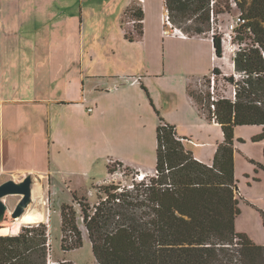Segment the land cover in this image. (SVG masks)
Masks as SVG:
<instances>
[{
  "label": "crops",
  "instance_id": "crops-1",
  "mask_svg": "<svg viewBox=\"0 0 264 264\" xmlns=\"http://www.w3.org/2000/svg\"><path fill=\"white\" fill-rule=\"evenodd\" d=\"M89 1L0 0V176H70L82 188L110 159L154 171L160 117L212 165L224 132L189 93L225 70L211 35L165 27V0L158 17L154 0ZM133 6L143 35L126 23Z\"/></svg>",
  "mask_w": 264,
  "mask_h": 264
},
{
  "label": "trees",
  "instance_id": "trees-1",
  "mask_svg": "<svg viewBox=\"0 0 264 264\" xmlns=\"http://www.w3.org/2000/svg\"><path fill=\"white\" fill-rule=\"evenodd\" d=\"M211 1L165 0L171 21L189 36L205 35L211 30ZM225 4L222 7L217 2L216 11L230 12L229 0ZM238 4L247 24L237 29V38L250 42L234 58L236 70L245 75L237 81L236 98L219 97L216 87L214 92L211 90V76L221 74L218 67L213 74L202 77L209 88L205 96H195L189 88L201 112L210 121L215 118L224 132L212 165L196 159L176 127L160 117L156 165L160 174L151 177L149 185H142V207L150 208L142 214L149 218L138 221L129 217L136 203L128 201L127 193H122V202L116 203L114 187H105L109 199L96 206L91 219L89 209H84L99 264H264V245L236 230L240 198L234 145V129L240 125L262 126L263 132L254 140L264 138V0H238ZM131 11L142 20L135 29L143 35L144 11L139 6ZM188 21L194 23L185 25ZM246 27H251L252 33ZM128 37L133 38L131 34ZM214 45L222 57L220 35L214 36ZM228 78L235 80L233 76ZM203 100L208 102L209 114L200 106ZM62 214L63 249L81 247L83 237L75 209L66 205ZM118 214L121 220H116ZM49 239L50 227L43 221L23 225L18 233L0 234V264H51ZM53 264L76 263L65 258Z\"/></svg>",
  "mask_w": 264,
  "mask_h": 264
},
{
  "label": "rangeland",
  "instance_id": "rangeland-1",
  "mask_svg": "<svg viewBox=\"0 0 264 264\" xmlns=\"http://www.w3.org/2000/svg\"><path fill=\"white\" fill-rule=\"evenodd\" d=\"M155 14L157 17L162 11L163 0H154ZM227 0H217L218 4L225 7ZM98 5L96 8L102 6V0H90L85 6ZM227 13L228 10L225 9ZM237 10L231 9V13L225 17H222L224 23L231 21ZM166 13L170 12L167 8ZM165 13V14H166ZM164 14V15H165ZM171 17V16H170ZM37 22V21H36ZM31 23L33 27L37 23ZM173 23V22H172ZM193 21H188L185 25L193 24ZM174 25V23H173ZM175 26V25H174ZM128 27V26H127ZM28 28L24 27L26 31ZM131 29V28H130ZM129 30V29H128ZM130 31V30H129ZM211 31V30H210ZM205 35H211V32ZM240 37L236 38L235 42L239 41ZM250 42V40H248ZM248 41H245L248 43ZM222 57H224L225 70L221 69V74L215 75L216 80V91L219 97H228L235 99V91L237 90V81L244 78V72L236 70L234 58L239 51L236 53L231 51V47H226ZM236 54V55H235ZM218 56V55H217ZM219 68V67H218ZM213 74V71L210 75ZM233 76L235 80L231 81L228 77ZM190 90L197 95L205 96L209 91L207 81L204 78L195 79L191 85ZM235 96V97H234ZM200 106L209 114L208 102L203 100L200 102ZM220 131V130H219ZM263 132V128L260 125H240L235 127V180L239 191V208L240 213L236 219V230L240 233L247 235L255 243L264 245V138L254 140L255 136L260 135ZM222 132L212 136L213 140L220 139ZM184 143V140H182ZM187 148V147H186ZM110 167V166H109ZM111 167L108 170L110 171ZM148 176L153 177V171H145ZM32 174L33 183H40L43 186V193L33 197L32 202L28 206L27 210H42L45 212V220L50 227V239L52 244V252L50 255V262L69 259L76 264H98L94 251L93 244L89 237V231L85 221L81 219L84 209L94 212L97 202L101 200L99 195L97 197L89 196L88 192L93 188V179L82 177L84 186L78 187V184L70 181V176L52 175V176H41L39 174L30 172L20 173H6L0 176V184L9 180L14 179L16 181L22 180L26 175ZM107 175L105 170L103 173L96 175V180L104 178ZM130 180V177L127 181ZM130 182V181H129ZM111 187V186H105ZM104 187V189H105ZM79 188V189H77ZM127 193L130 194L128 201H134L136 204L131 208L129 217L135 218L138 221L146 220L149 218L148 215H143L142 211L150 210L147 206L142 207V201L145 200V194L142 187L140 189L130 190ZM146 193V189H145ZM21 195H9L7 196L6 202L8 204V212L5 220L11 221L13 219L12 211L15 209ZM81 206H78V203ZM146 202V201H145ZM149 203V200L147 201ZM66 205H72L75 209L76 224L79 227L82 237L83 245L79 248L65 251L62 247V236H63V207ZM26 210V211H27ZM134 214H133V212ZM116 220H121V215L118 214ZM115 222V221H114ZM29 224V223H27ZM23 225H26L23 224ZM115 223L110 227L112 231L115 227ZM18 233V232H17Z\"/></svg>",
  "mask_w": 264,
  "mask_h": 264
},
{
  "label": "built area",
  "instance_id": "built-area-1",
  "mask_svg": "<svg viewBox=\"0 0 264 264\" xmlns=\"http://www.w3.org/2000/svg\"><path fill=\"white\" fill-rule=\"evenodd\" d=\"M143 2L144 0H139V4ZM229 2L231 5V8L234 10L236 9L237 12L232 17L231 21L224 23V21L222 20V17H225L228 14H230L231 11L220 14L216 11L217 0L211 1V31L210 32H211V37L213 40H214L215 35L221 36L223 49H225V51H226V47H231V51L236 53L237 51H241L244 47L247 46V43L244 40L243 41L239 40L235 42L237 38V29L247 24V18L244 15L243 11H241L239 4H238V0H229ZM140 22H142V20L137 17H134L133 11H131V9L126 13L127 25H130L133 28H135V26ZM164 22H165V27L170 26L171 28L174 29L175 31L174 33L182 31L181 29L173 26L169 13H166L164 15ZM246 29L250 33H252L251 27H246ZM165 33L168 34L166 30H165ZM223 53H224V50H223ZM215 87H216L215 75H212L211 76V90L213 92L215 91ZM213 121L216 122V119L214 118ZM182 140L184 139L182 138ZM109 166L111 167V169L109 173L107 174V176L103 180H100L94 183L93 188L90 189L88 192L89 196L96 195L97 197H99V195L104 194V196H100L101 200H99L96 203L97 205L101 204L102 201H108L109 199V195L105 192V189H104L105 186L114 187L112 192L118 194V197H116L114 201L116 203H120L122 202V197H121L122 193H127L130 190L140 189L144 182L148 185L149 183H151V177L148 176V173L143 171L142 168L128 167L124 162H121L116 159H110ZM159 174H160L159 171L155 169L153 171L152 176L158 178ZM129 177H130V180H129L130 182L127 181ZM78 206H81L80 202L78 203ZM94 212L89 211L91 215L88 216V219H91ZM81 219L85 221L86 219L85 213H83V215L81 216ZM47 244L51 252L52 251L51 239L48 240ZM52 263H54V261Z\"/></svg>",
  "mask_w": 264,
  "mask_h": 264
},
{
  "label": "water",
  "instance_id": "water-1",
  "mask_svg": "<svg viewBox=\"0 0 264 264\" xmlns=\"http://www.w3.org/2000/svg\"><path fill=\"white\" fill-rule=\"evenodd\" d=\"M32 174L26 175L22 180L9 179L0 184V228L7 216L8 204L6 197L9 195H21L15 209L12 211L13 218L21 217L32 202Z\"/></svg>",
  "mask_w": 264,
  "mask_h": 264
},
{
  "label": "bare ground",
  "instance_id": "bare-ground-1",
  "mask_svg": "<svg viewBox=\"0 0 264 264\" xmlns=\"http://www.w3.org/2000/svg\"><path fill=\"white\" fill-rule=\"evenodd\" d=\"M174 26V25H173ZM170 27V26H168ZM171 28V27H170ZM170 28H167V32L170 31ZM173 28H171L172 31ZM43 193V186L40 183H33L32 185V198L36 195ZM45 220V212L39 209L36 210H27L21 217L13 218L11 221L5 220L0 228V234H13L21 230L23 224L38 223Z\"/></svg>",
  "mask_w": 264,
  "mask_h": 264
}]
</instances>
